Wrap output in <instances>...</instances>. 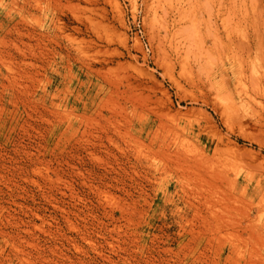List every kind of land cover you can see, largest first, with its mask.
<instances>
[{
	"label": "rangeland",
	"instance_id": "rangeland-1",
	"mask_svg": "<svg viewBox=\"0 0 264 264\" xmlns=\"http://www.w3.org/2000/svg\"><path fill=\"white\" fill-rule=\"evenodd\" d=\"M196 1L0 0V264H264V0Z\"/></svg>",
	"mask_w": 264,
	"mask_h": 264
},
{
	"label": "bare ground",
	"instance_id": "bare-ground-1",
	"mask_svg": "<svg viewBox=\"0 0 264 264\" xmlns=\"http://www.w3.org/2000/svg\"><path fill=\"white\" fill-rule=\"evenodd\" d=\"M168 1H169V2H168ZM184 1H185V2L188 1V4H187V3L184 4V3H183ZM184 1H183V0H180V4H179V5H180L179 7H180V9H181V20H182L181 22H182L183 25H184V23H185V21H186V20H184V18H185L186 15L188 14V13L186 14L187 11L185 10V8H186V9L191 8V7L194 8L193 4H194V2H197L196 0H195L194 2H193V0H192L193 3H192V2L190 3L189 0H184ZM167 2L170 3V0H167ZM178 3H179V2H178ZM28 5H29V3H25L24 6H23V5L21 6V9H23V10L26 9V10H27V8H26L25 6H28ZM240 6H241V5H240ZM240 6H239V7H240ZM242 8H243V7H242ZM27 11H28V10H27ZM184 15H185V16H184ZM56 27H57V26H56ZM56 27H55V28H56ZM58 27H59V29H60V26H59V25H58ZM61 27H62V26H61ZM12 28H14V27H12ZM63 28H64V27H63ZM63 28H62V30H63ZM184 28H185V27L182 26V29H184ZM56 29H58V28H56ZM15 32H16V31H15ZM15 32H14V33H15ZM28 32H29V31H28ZM28 32H26V33H28ZM16 33H20V32H16ZM21 34H23V33H21ZM30 34H31V33H30ZM38 35H39V34H38ZM188 35H189V34H188ZM188 35L185 34V35H183V36H185L184 38L187 39V38H190V37H191L190 35H189L190 37H189ZM18 36H19V35H18ZM186 36H187V37H186ZM19 38H20V37H19ZM31 39H32V38H31ZM20 40H21V39H20ZM36 40H37V39H36ZM21 41H22V40H21ZM26 45H27V44H25V46H26ZM27 46H28V45H27ZM18 51H19V50H18ZM182 52H183V51H181V53H182ZM210 54H213V53L210 52V50H208V51L206 50L205 55L208 56V55H210ZM248 102H249V101H248ZM245 103H247V101H246ZM249 104H250V102L247 103V104H245V105H247L248 107H251V106H249ZM9 240H10V239H9ZM11 241H12V240H11ZM6 243H7V242H6ZM10 243H11V242H10ZM9 245H11V244H9ZM12 246L14 247V248L12 247V250H15V251H21L20 249H18L17 245H16L14 242H12ZM10 247H11V246H10ZM16 253H17V252H16ZM18 253H19V252H18ZM21 253H22V252H21ZM21 253H20V254H21ZM19 259L22 260V257L20 256ZM23 260H24V259H23ZM23 260H22V261H23Z\"/></svg>",
	"mask_w": 264,
	"mask_h": 264
}]
</instances>
